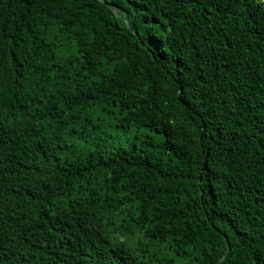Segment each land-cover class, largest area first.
<instances>
[{
	"label": "trees",
	"instance_id": "1",
	"mask_svg": "<svg viewBox=\"0 0 264 264\" xmlns=\"http://www.w3.org/2000/svg\"><path fill=\"white\" fill-rule=\"evenodd\" d=\"M0 264H264V0H0Z\"/></svg>",
	"mask_w": 264,
	"mask_h": 264
},
{
	"label": "rangeland",
	"instance_id": "2",
	"mask_svg": "<svg viewBox=\"0 0 264 264\" xmlns=\"http://www.w3.org/2000/svg\"><path fill=\"white\" fill-rule=\"evenodd\" d=\"M167 255H169V254H167Z\"/></svg>",
	"mask_w": 264,
	"mask_h": 264
}]
</instances>
